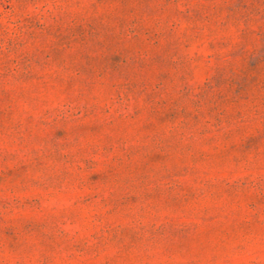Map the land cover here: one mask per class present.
<instances>
[{"label": "rangeland", "instance_id": "374dc122", "mask_svg": "<svg viewBox=\"0 0 264 264\" xmlns=\"http://www.w3.org/2000/svg\"><path fill=\"white\" fill-rule=\"evenodd\" d=\"M0 264H264V0H0Z\"/></svg>", "mask_w": 264, "mask_h": 264}]
</instances>
